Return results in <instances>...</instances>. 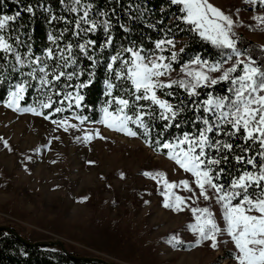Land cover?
<instances>
[{"label": "snow or ice", "instance_id": "obj_1", "mask_svg": "<svg viewBox=\"0 0 264 264\" xmlns=\"http://www.w3.org/2000/svg\"><path fill=\"white\" fill-rule=\"evenodd\" d=\"M246 2L256 3L257 0ZM258 2L264 4V0ZM170 3L179 6L182 15L176 18L188 25L189 30L197 33L201 39L220 49L225 59L209 62L196 56L182 65L181 77L165 79L171 76L172 65L179 59V53L174 50L173 39L157 40L154 50L147 52L142 46H121L119 51L108 56L104 80L105 100L100 108L101 118L96 123L129 137L142 138L156 151L166 149L164 154L167 158L194 178L193 183L199 188V197L204 200L215 199L220 206L224 226L218 225L209 208L192 209L196 223L188 227L197 236L193 246H199L202 241H211L210 247L216 249L219 246L217 236L226 234L235 249L232 252L235 264H264V67L259 66L251 57L240 59L246 54L237 47L235 33L232 31L233 20L208 0H170ZM65 7L73 13L83 9V15L75 20V28L71 31V35L77 39L66 44L60 43L65 38V33L70 31L68 27L59 36L50 32L48 40L54 47L45 49L43 55L33 57L30 45H26L28 51L22 55L9 43L8 38L0 34V51L14 55L19 67L13 66L12 70L22 77L9 90L5 106L41 115L42 109L53 108L55 96L61 97L58 102L61 106L54 108L55 113L82 107L85 99L82 90L92 83L94 69L103 63L95 51L96 41L84 37L95 32L102 24L106 38L99 46V51L103 53L110 48L114 40L108 20L97 22L88 19L92 7L90 4L70 0V4ZM26 11L32 13L33 8L29 7ZM19 15L17 12L15 15L0 16V33ZM100 15L104 16L106 13ZM65 23L72 21L65 20ZM125 31L128 29L125 28ZM80 40L83 42H79ZM16 43H20L18 37ZM165 51H170V55H163ZM183 51L181 48L180 52ZM79 55L91 62L86 82L81 81L85 69L80 67ZM233 57L235 62L232 66L224 68L223 65ZM240 65V74L233 75L238 72ZM24 67L30 68V71H22ZM215 72L221 74L213 77L211 74ZM62 79L67 83L62 85ZM32 81L36 82L38 99L34 105L21 107L20 102L33 86ZM72 81L77 82L73 84ZM220 82L229 84L227 95L218 96L208 92L206 99H199L200 89L211 88ZM176 89L186 93V98L174 104L164 97L175 98ZM65 102L67 109L63 107ZM186 111L197 113L195 119L190 121L193 126L202 124L203 127L196 133L183 132L172 140L161 139L171 128L182 127V123L178 121ZM201 112L203 115L199 114ZM44 118L49 117L45 115ZM73 118L81 124L88 120V117L75 112ZM157 120L163 122V130L153 140V122ZM52 122L65 131L77 128L76 124L68 123L67 117ZM212 133L214 135H210ZM95 137L103 138L98 130L95 131ZM92 138V134L86 133L82 138L77 137V140L82 139L87 143ZM237 138L242 143L232 142ZM254 148H258V151L250 155ZM231 160L240 168L236 174L228 173L231 179L225 185L220 183L225 175V168L220 166L229 164ZM143 175L153 179L160 178L157 182L163 184L161 195L164 197L165 208L183 211L185 198L176 195L172 191L174 188L182 186L185 191L196 195L187 180L177 184L169 183L160 172H145ZM121 177L123 178V174ZM209 191L213 195H209ZM170 239L180 243L175 237Z\"/></svg>", "mask_w": 264, "mask_h": 264}, {"label": "rangeland", "instance_id": "obj_2", "mask_svg": "<svg viewBox=\"0 0 264 264\" xmlns=\"http://www.w3.org/2000/svg\"><path fill=\"white\" fill-rule=\"evenodd\" d=\"M208 2L233 20L237 47L246 54L240 59L251 57L264 67V19H257L264 18V4ZM234 62L235 57L223 66ZM172 67L165 79L183 75L182 66ZM5 105H0V226L28 242L59 241L74 256L116 264H235L226 234L217 236L216 249L211 241L193 246L197 236L188 227L196 223L192 209L209 208L223 227L221 209L214 198L199 197L191 174L164 153L100 123L81 124L68 117L77 128L65 131L53 120ZM96 130L102 139L95 137ZM86 133L94 138L77 140ZM145 172L163 173L169 183L187 180L196 195L174 188L185 198L183 211L165 208L160 178Z\"/></svg>", "mask_w": 264, "mask_h": 264}, {"label": "trees", "instance_id": "obj_3", "mask_svg": "<svg viewBox=\"0 0 264 264\" xmlns=\"http://www.w3.org/2000/svg\"><path fill=\"white\" fill-rule=\"evenodd\" d=\"M82 4H90L92 7L89 12L88 19L90 21L102 22L108 20L111 28L110 34L113 36V45L106 49L103 53L99 51V46L105 41V33L103 26L97 28L95 32H90L84 39H91L96 41L95 51L103 63L94 69L95 76L92 83L82 90L85 99L82 102V107L72 110H66L61 113H55L54 108L61 106L58 102L61 97H53L54 103L52 109H42L41 116L47 115L50 120H62L66 117H72L73 113L88 117L84 122L87 125L96 124L101 118L100 108L105 100L104 97V80L106 79V63L108 56L115 54L116 51L123 47L141 46L145 51L154 50L155 42L162 38H171L175 44V51L179 53V59L173 63V66L178 69L183 64L188 63L196 56L209 62L223 61L225 59L221 55V50L213 46L210 42L200 38V36L189 30V26L184 24L176 17L182 15L179 12V6L172 5L170 0H81ZM70 4V0H0V16L15 15L20 13L16 20L8 23L7 29L0 33L9 39V43L17 49L22 55L28 49L26 45H30L33 57L43 55L45 49L54 47L48 40V34L51 32L59 36L60 32L65 28H69V32L65 33V38L60 41L61 44H66L73 41L71 31L75 28V20L83 15V9L78 12H69L65 5ZM33 8V12L26 11L27 8ZM77 7H80L79 5ZM49 9V11H45ZM100 13H106L102 16ZM52 17L64 18L55 19ZM65 20L72 21L66 24ZM87 27V25H84ZM125 28L128 31H125ZM17 37L20 43H16ZM79 42H83L80 40ZM184 51L181 53L180 49ZM228 51V50H225ZM78 52V49H77ZM127 55V54H126ZM163 55H170V51H165ZM80 67L85 69V73L81 76V81L88 80V71L91 62L79 55ZM13 66L16 65L15 57L12 53H3L0 51V105L5 104L8 100V93L12 85L19 82L22 77L18 72H13ZM118 66V65H117ZM24 72L30 71V68L24 67ZM71 71V69H69ZM240 74L239 70L233 75ZM30 79V78H29ZM77 81H72L76 83ZM67 83L62 79L61 84ZM32 87L28 89L25 99L20 102L21 107L34 105L38 99V92L36 89V82L32 81ZM229 84L227 82H220L211 88H203L199 91L201 95L200 100L207 98V93L212 92L214 95H227ZM71 91V89H69ZM163 96L162 93H158ZM169 99L172 103H178L180 99L186 98V93L182 90L176 89V97H164ZM67 109V102L63 105ZM203 115V113H199ZM197 113L194 111H186L182 113V119L178 122L182 123V127L177 129L171 128L161 138L164 140H172L173 137L180 135L183 132L196 133L202 124L193 126L190 121L195 119ZM154 130L152 132V139L157 138V134L163 130V122L154 121ZM214 135V133L210 134ZM138 138V137H137ZM145 143L144 139L138 138ZM235 144H240L242 141L237 138L232 141ZM146 144V143H145ZM148 145V144H147ZM158 154H163L166 150L156 151L154 147H150ZM258 148H254L250 155H254ZM231 159V158H230ZM225 168V175L222 177L220 183L227 185L230 183V176L228 173L236 174L240 166L235 164L234 160L227 165H221ZM250 169V166H248ZM243 170V169H240ZM73 255V254H71ZM0 264H105L102 262L84 261L71 258L64 255L59 249L44 248V247H30L20 242L18 239L0 230Z\"/></svg>", "mask_w": 264, "mask_h": 264}, {"label": "water", "instance_id": "obj_4", "mask_svg": "<svg viewBox=\"0 0 264 264\" xmlns=\"http://www.w3.org/2000/svg\"><path fill=\"white\" fill-rule=\"evenodd\" d=\"M0 230H3L5 232H7L8 234L12 235L13 237H15L16 239H18L20 242L24 243L25 245L27 246H30V247H37V246H40V247H44V248H53V247H58V249L64 254V255H67L71 258H75V259H78V260H84V261H94V262H102V263H105V264H116V263H112V262H106V261H103L101 259H98V258H88V257H78V256H74V255H71L70 253H68L63 244L61 242H28L27 240L23 239L20 235H18L13 229L11 228H8V227H4V226H0Z\"/></svg>", "mask_w": 264, "mask_h": 264}]
</instances>
